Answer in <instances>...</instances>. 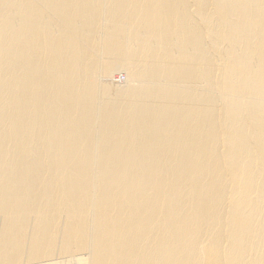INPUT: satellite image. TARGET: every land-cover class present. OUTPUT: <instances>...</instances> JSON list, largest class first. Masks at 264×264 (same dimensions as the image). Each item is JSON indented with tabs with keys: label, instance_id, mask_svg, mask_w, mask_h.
Here are the masks:
<instances>
[{
	"label": "bare ground",
	"instance_id": "6f19581e",
	"mask_svg": "<svg viewBox=\"0 0 264 264\" xmlns=\"http://www.w3.org/2000/svg\"><path fill=\"white\" fill-rule=\"evenodd\" d=\"M0 264H264V0H0Z\"/></svg>",
	"mask_w": 264,
	"mask_h": 264
},
{
	"label": "rangeland",
	"instance_id": "374dc122",
	"mask_svg": "<svg viewBox=\"0 0 264 264\" xmlns=\"http://www.w3.org/2000/svg\"><path fill=\"white\" fill-rule=\"evenodd\" d=\"M119 75V76H118ZM121 76H125V74L120 73V74H115L114 77H112L111 79L109 78L106 82H109L111 84H117V85H121V82L123 81V77ZM116 79V80H115Z\"/></svg>",
	"mask_w": 264,
	"mask_h": 264
}]
</instances>
